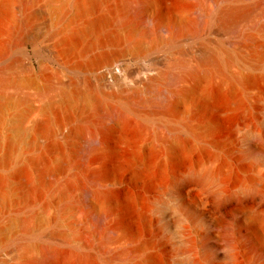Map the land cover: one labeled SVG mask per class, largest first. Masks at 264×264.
<instances>
[{"label": "rangeland", "instance_id": "obj_1", "mask_svg": "<svg viewBox=\"0 0 264 264\" xmlns=\"http://www.w3.org/2000/svg\"><path fill=\"white\" fill-rule=\"evenodd\" d=\"M60 1L70 0H34L28 6L22 0H6L8 6L0 16V68L7 70L5 92L10 96L0 112V157L7 141L17 135L21 115L25 131L34 121L52 117L39 92L71 79L89 82L93 87L92 98L69 99L54 116L56 122L50 133L33 136V153L45 159L44 166L29 169L30 180L38 177L42 181L39 191L29 193L21 180L5 178L6 195H0V264H121L118 256L129 251H133L131 264H144L142 253L135 249L142 242L149 244L144 253L155 257L153 264H184V255L176 251L182 240L189 237L199 243L213 230L209 225L212 199L198 177L212 162L210 136L202 132L198 138L181 135L183 151L170 152L165 145L166 136L170 137L165 119L191 120L203 131L209 120L216 117L223 122L228 117L220 111L216 114L200 100L178 104L172 115H156L154 112L165 103L159 90L169 84V74L179 73L180 62L187 70L195 68L205 45H234L241 34L255 33L264 25V14L259 11L233 30L224 29L219 11L226 1L244 6L262 4L264 0H160L158 8H150L146 17L141 8L145 0H106L96 8L88 0H79V6L69 5L66 19L57 24L54 12ZM119 3L122 6L117 10ZM32 13L38 14L42 31L34 42L18 48L17 36L28 31L23 20ZM96 16L105 17L108 23L99 33L89 35L85 28ZM178 27H182L179 34L170 36L171 30L177 32ZM71 31L81 33L77 42H70ZM257 52H262L261 47ZM28 55L34 56V70ZM107 61L115 68L113 74L105 65ZM41 64L52 75L51 80L38 76ZM24 65L32 74L22 75L20 67ZM230 71L237 73L238 67L232 66ZM173 83L172 89L178 90L191 80L182 76ZM205 84L214 89L220 77L213 75ZM48 91L57 104L55 91ZM260 91L264 92L263 86L250 87L236 97L228 84L219 87L220 105L240 100L241 106L229 116L231 125L246 126L247 130L262 128L264 97ZM21 96H27V101L18 105ZM118 115L120 122L116 123ZM76 127L79 131L74 132ZM244 130L230 132L224 126L217 136L221 138L225 131L231 134L237 156ZM91 135L98 143L85 147V139ZM51 140L61 149H46ZM24 145L12 146L8 163L0 165V173L14 167ZM61 163L64 168L58 171L56 167ZM101 176L106 179L98 186L95 182ZM67 182H71L70 187L59 197L58 188ZM86 186L102 192L109 207L89 203L82 195ZM193 195L201 196L205 204L197 208ZM250 201L263 202L260 197ZM184 203L192 207L200 223L193 226L177 209ZM237 204L235 197L222 203L226 225L234 222L231 208ZM62 205L63 213L51 221V213ZM27 218L32 220L27 237L30 240L23 246L21 237ZM211 264L221 261L216 259Z\"/></svg>", "mask_w": 264, "mask_h": 264}, {"label": "bare ground", "instance_id": "obj_2", "mask_svg": "<svg viewBox=\"0 0 264 264\" xmlns=\"http://www.w3.org/2000/svg\"><path fill=\"white\" fill-rule=\"evenodd\" d=\"M33 1L34 0H22V3L24 6H28ZM88 1L92 8H96L106 0ZM79 3V0H70L69 2L60 1L54 12L55 22L57 24L63 22L66 19L69 5L79 6ZM159 4L160 0H145L143 7H141L143 16L146 17L148 10L150 8H158ZM7 6L6 0H0V16L5 12ZM121 6L122 4H117L116 9L119 10ZM259 11L260 14H264V2L262 4L254 5L251 3L241 6L226 1L219 11V19H221L222 27L230 31L233 30L235 26L239 25L242 20L253 18V15ZM38 18L37 13H32L23 20L28 31L25 34H19L17 36L16 46L18 48H21L28 41L34 42L37 39L38 32L42 31L41 29L43 28L38 22ZM120 19H122V16H120ZM107 23L108 20L105 17L96 16L88 22L85 33L95 35L99 33ZM191 26L193 27L194 25L191 24ZM181 29L182 27H178L177 32L171 30L170 36L173 37L179 34ZM1 31L2 28L0 26V32ZM257 35L264 37V25L260 26V29L256 30L255 33L241 34L240 41L234 45H226L224 43H218L212 46L205 45L203 49H201L195 68L187 70L185 64L180 62L178 67L180 70L179 73L169 74L166 78L169 84L164 90H159L160 94H163L165 103H161V109L154 112L156 115L159 113V115L161 114L162 116L163 113L168 116L175 111L178 104L200 100L203 105L213 110L216 114L220 111L224 117H228L223 122H220L216 117L209 120L208 123L204 125L203 131H200L199 127L193 124L191 120L179 122L169 117L165 119L169 125L168 134L170 136L169 138L167 137L168 135L166 136L165 145L170 152L180 153L183 151L180 142L181 135L198 138L202 133L203 135L206 133L210 136L208 147L210 149L212 162L199 172L198 177L202 187L212 199V210L209 213V225L213 230L211 233L206 234L199 243H195L189 237H185L182 240L176 248V251L184 255V264H211L212 261L216 259L220 260L221 264H240L238 255L242 257L243 264H264V124L261 129L251 128L248 130L246 126L240 128L236 124L231 125L229 116H231L232 112L237 107L241 106H239V98L237 101H230L223 105H220L217 98L219 87L224 83L229 85L231 94L236 97L243 95V91L247 88L264 87V40L259 41L260 39ZM80 38V32L71 31L69 33L70 42H77ZM258 47H261L262 52H257ZM36 56L39 57V54L36 53ZM105 65L109 67L111 65L110 61L105 62ZM232 66L238 67L237 73H232L230 71ZM5 70L6 68H0V112L10 100V96L5 92V86L9 82V79L5 76V72L7 71ZM20 72L22 75L32 74L25 65L20 67ZM213 75H218L220 77V84L214 89H208L205 83ZM38 76L48 81L52 79V75L46 71L42 64L40 65ZM182 76L190 78L191 83L178 90L172 89L170 83L172 84L178 81ZM48 90L55 91L58 97L57 104L53 102L51 95H48L50 92ZM92 94L93 87L89 82H78L75 79H71L67 83L54 84L39 92L38 97L44 98V108L47 110L48 115L50 114L52 117L34 121L32 126L25 131L21 128V120L24 116H20L19 123L17 124V135L13 140L7 141L3 155L0 157V165H7L12 146L19 148L20 144L25 143V145L19 149V160L14 167L6 173H0L1 196L6 195L3 183L5 178L8 177L21 180L23 188L29 193L39 191V186L42 184V181L40 182L38 177L36 180H30L29 169L31 167L44 166L45 159L33 153V136L38 133H50L52 124L56 122L54 116H58L60 110L67 105L71 97L72 99H74L73 97H75V99L79 97V99L83 101L85 98H92ZM259 94L264 97L263 91H260ZM26 101L27 96H21L18 97L17 104L22 105ZM155 103H157V101ZM80 107L81 105L78 104V108ZM150 114L151 113H149V115ZM119 115L114 118L116 123L120 122ZM224 126L229 129L230 132L233 130L242 132V129H246L241 137L240 135L238 136L240 137L242 147L238 150L237 156L235 155L232 135L225 131L221 138L217 136L218 130L221 127L224 128ZM73 131H79V129L76 127ZM85 141V147L93 146L95 143H98L93 135L85 139ZM45 148L58 151L61 149V146L56 141L54 142L51 140ZM26 155H29L27 160L23 159ZM23 160H26V162H23ZM63 168L64 165L62 163L56 167L58 171H61ZM103 179L105 180L106 178H104V176L98 177L95 184L98 186L102 185V183H104ZM173 181H176V178H174ZM70 184L71 182H67L64 186L58 188L59 197L63 196V193L70 187ZM82 195L89 203L96 202L102 207H109L110 205L108 198L92 186H86L82 191ZM231 197H235L238 200V204L231 208V212L234 215V222L230 226L226 225L225 214L222 212L221 206L222 203L229 200ZM255 197H260L263 202L259 204L251 202L250 200ZM192 199L197 208L205 204V200H203L201 196L193 195ZM64 207L65 205H62L51 213V221L57 220L60 217ZM177 209L185 215L189 223L194 224L193 226L200 223L198 220L199 216L195 217L190 205L185 203L183 205L180 204L177 206ZM31 224L32 220L27 218L25 220L21 241L25 242L30 240L27 237L30 233ZM51 233H55V230H52ZM125 233L127 232L125 231ZM26 244L27 242L22 245L25 246ZM148 246V243L142 242L139 243L135 249L142 253V262L144 264H153L155 257L152 254L144 253ZM132 255L133 251H129V253H123L118 256L121 259V264H131L130 260Z\"/></svg>", "mask_w": 264, "mask_h": 264}, {"label": "water", "instance_id": "obj_3", "mask_svg": "<svg viewBox=\"0 0 264 264\" xmlns=\"http://www.w3.org/2000/svg\"><path fill=\"white\" fill-rule=\"evenodd\" d=\"M28 59H29V65H30L31 70H34V65H33L34 56L28 55ZM108 68H109L110 73L113 74L115 72V68L112 65H110Z\"/></svg>", "mask_w": 264, "mask_h": 264}]
</instances>
